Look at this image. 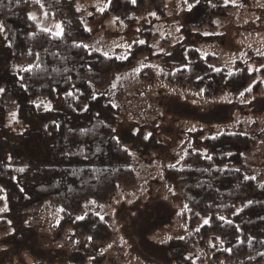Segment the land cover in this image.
I'll return each mask as SVG.
<instances>
[{
    "label": "trees",
    "instance_id": "16d2710c",
    "mask_svg": "<svg viewBox=\"0 0 264 264\" xmlns=\"http://www.w3.org/2000/svg\"><path fill=\"white\" fill-rule=\"evenodd\" d=\"M32 8H44L58 20L63 36L58 38L39 28L29 14ZM232 8L224 0H199L193 8L202 14L197 28L215 27L214 21L228 18ZM153 12L165 17V0H136L135 4L132 0H111L103 20L115 17L132 28L140 16ZM0 22L5 38L0 56V88L5 89L0 93V115L7 117L18 110L19 124L32 121L38 125L40 145L50 153L47 164L18 157L16 151L24 146L25 139L18 140L15 133L1 138L0 187L5 198L0 203H7L19 229L26 211L42 208L47 202L59 205L63 209L60 231L91 236L93 243L106 245L114 236L108 217L101 220L102 216L90 213L75 219V214L90 199L107 202L120 188L135 187L137 173L130 151L125 152L124 144L112 139L116 137L112 129L119 123L120 108L102 90L142 56L153 57V48L149 42H135L129 56L120 59L77 47L97 32L87 30L75 0H0ZM185 32L194 35L191 28ZM213 58L190 48L180 64L158 75L146 68L140 78L151 85L159 81L167 88L202 92L207 99L242 92L250 97L264 88V68L259 72L262 80L245 91L255 73L241 63L233 73L217 70L211 64ZM23 64L27 66L20 69ZM118 95L125 97V92L121 89ZM85 105L86 112L82 111ZM147 128H151V136L145 140L144 135L137 148L144 158L164 148L159 130L148 126L142 131ZM197 133L206 153L188 149L180 166L164 171L167 187L180 194L185 203L179 215L186 228L183 249L195 252L211 242L209 250L215 261L264 264V257L259 255L264 252V175L245 173V155L251 151L253 139L229 130L215 136H205L202 130ZM7 229V221L1 219L0 236ZM201 259L197 264H203ZM182 264L193 263L184 260Z\"/></svg>",
    "mask_w": 264,
    "mask_h": 264
},
{
    "label": "rangeland",
    "instance_id": "374dc122",
    "mask_svg": "<svg viewBox=\"0 0 264 264\" xmlns=\"http://www.w3.org/2000/svg\"><path fill=\"white\" fill-rule=\"evenodd\" d=\"M105 3L106 0H75L87 30L97 32L84 44L120 59L127 58L132 44L139 41L149 42L154 52L153 57L144 55L135 66L116 74L112 84L102 90L120 108L115 133L134 158L137 184L130 189L120 188L107 202L90 199L75 214V219L90 213L107 216L114 236L106 245L77 237L71 230L60 231L63 209L59 205L47 202L42 208L26 211L19 229L14 226L7 203H0V209L7 207L0 211V220H6L8 226L0 236V264H182L184 260L197 264L201 258L203 264H227L213 259L211 242L195 252L183 249L186 228L179 215L185 203L180 194L169 191L164 171L180 166L188 149L206 153L198 138L199 130L205 136L229 130L247 134L254 141L245 155V173L264 175V88L250 97L228 93L207 99L202 92L167 88L159 81L151 85L140 74L149 68L147 72L158 75L180 64L188 49L195 48L204 57L213 56L211 64L217 70L233 73L239 70L240 63L245 65L255 73L252 89L262 80L259 72L264 68V0H229L227 4L233 6L230 16L216 19L215 27L203 28H197L201 11L189 12L184 0H165V17L156 12L142 15L132 28L115 17L105 22V11L98 10L105 8ZM29 14L39 28L54 35L59 31L56 25L61 23L44 8H32ZM188 28L194 35L186 34ZM4 46V34L0 32V56ZM121 89L125 97L118 95ZM19 117L18 110L7 117L0 115V139L15 133L18 140L25 139L24 146L16 151L18 157L47 164L50 153L40 145L39 126L32 121L21 125ZM148 126L159 130L164 148L144 158L137 148L143 136L152 133L151 128L142 131ZM3 198L5 190L0 187V199ZM23 234L26 237L20 239Z\"/></svg>",
    "mask_w": 264,
    "mask_h": 264
},
{
    "label": "snow or ice",
    "instance_id": "6c2138e0",
    "mask_svg": "<svg viewBox=\"0 0 264 264\" xmlns=\"http://www.w3.org/2000/svg\"><path fill=\"white\" fill-rule=\"evenodd\" d=\"M33 2H34V3H40V0H33ZM228 2H229V0H225V4H227ZM110 3H111V0H106L105 8H99L98 10H99L100 12H104L105 9H106V7H107L108 4H110ZM132 3L135 4V3H136V0H132ZM184 3L187 4V10H188L189 12H191L192 9L195 8L196 5L199 3V0H195V3H188V0H184ZM41 7H43V5H41ZM45 15H47V14H45ZM152 15H155V13H152ZM31 18L35 19L34 17H31ZM114 19H118V18H114ZM56 28L59 29V31H57V32L55 33V35H56L58 38L62 37V36H63V27H62V25L57 24V25H56ZM3 31H4V24H3L2 22H0V32H3ZM44 31L47 32L48 29H44ZM177 31H179V29H177ZM139 43L143 44L144 41H139ZM8 47H11V45H8ZM77 47L87 48L88 46H87V45H83V44H81V45H77ZM258 54H259V53H258ZM125 58H126V57H125ZM256 70L259 71V69H256ZM4 91H5L4 88H0V93H3ZM245 91H251V87H249V88L246 89ZM240 95L243 96L244 93L242 92V93H240ZM92 96H93V98L95 99V93H93ZM46 110H50V107H49L48 109H46ZM87 110H88L87 105H85V107L82 109V111H85V112H86ZM13 116H15V114H13ZM192 130H194V128L189 129V131H192ZM112 131L115 132L116 130H115V129H112ZM150 136H151V133H149L148 135H145V136H144V139L147 140V139L150 138ZM112 139H115L117 144L120 143V140H119L118 137H113ZM124 151L127 152L128 149L125 148ZM209 159H210V157H209ZM172 167H174V165H173ZM20 171H23V169H21ZM237 171H238V170H237ZM169 191H171V189H169ZM93 203H94V201H93ZM248 203L251 204V201H249ZM6 210H7V207H6V206H5L4 209H0V211H6ZM240 211H242V209H240ZM77 219H83V217H77ZM100 219L103 220L104 218H103V217H100ZM221 219H224V217H221ZM208 222H209L208 220H205V223H206V224H207ZM230 223H231V222H230ZM237 230H238V229H237ZM87 239H88L89 242H91L92 237L89 236ZM168 239H171V237H169ZM181 239H182V237H181ZM250 239H251V238H250ZM262 243H264V241H262ZM109 247H111V246L109 245ZM259 255H260L261 257H264V252H260Z\"/></svg>",
    "mask_w": 264,
    "mask_h": 264
}]
</instances>
